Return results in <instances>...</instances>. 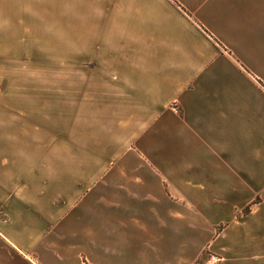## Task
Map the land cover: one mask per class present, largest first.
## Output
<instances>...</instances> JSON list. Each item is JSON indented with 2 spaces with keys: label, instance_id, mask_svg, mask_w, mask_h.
<instances>
[{
  "label": "crops",
  "instance_id": "obj_1",
  "mask_svg": "<svg viewBox=\"0 0 264 264\" xmlns=\"http://www.w3.org/2000/svg\"><path fill=\"white\" fill-rule=\"evenodd\" d=\"M23 2L0 0V264H176L179 241L264 264V0H45L36 32ZM45 35L72 52L55 139Z\"/></svg>",
  "mask_w": 264,
  "mask_h": 264
},
{
  "label": "rangeland",
  "instance_id": "obj_2",
  "mask_svg": "<svg viewBox=\"0 0 264 264\" xmlns=\"http://www.w3.org/2000/svg\"><path fill=\"white\" fill-rule=\"evenodd\" d=\"M26 6H32V25L35 32L37 31V28H41L42 24L45 28V0H33L32 4L24 2L18 3L19 15L21 14V9L27 10ZM58 38L59 37L56 35H45V138L48 139L57 138L56 129L59 122V115L47 112L57 110L59 108L60 103H63L64 101L63 98H59V94L64 95L65 90H68L67 86H72V81L68 80V76H71L73 73L72 67H65L63 65H59L58 63V60H60L59 58H70L72 52L53 50L52 47L56 46ZM58 76H60V79H58ZM58 150H60V148L56 145L45 147V152H49L52 155H57L59 152ZM51 165L57 164L51 163ZM195 227L200 230L195 231L196 237L203 238V227L198 225H195ZM180 229L181 223L179 222V236L181 234ZM218 229L219 226H215V228H212L210 232L214 234V232H217ZM102 245L103 244H98L99 251L103 250V248H101ZM203 245H205V243L199 241L193 243L179 241L176 264H217L218 255L216 251L208 248L207 246L202 249Z\"/></svg>",
  "mask_w": 264,
  "mask_h": 264
}]
</instances>
